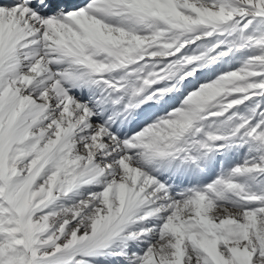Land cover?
Segmentation results:
<instances>
[{"label": "bare ground", "instance_id": "obj_1", "mask_svg": "<svg viewBox=\"0 0 264 264\" xmlns=\"http://www.w3.org/2000/svg\"><path fill=\"white\" fill-rule=\"evenodd\" d=\"M34 1L37 8L45 4L54 8L56 22L41 21L32 8L22 5L19 10L0 9V151L21 143L19 147L25 148L22 156L35 155L31 165L46 173L48 186L55 190L49 201L70 194L63 223L72 224V229L84 235L82 252L118 239L114 243L119 263L115 264H193L196 260L192 255L198 251L214 256L249 253L256 243L253 231L264 219V207L243 210L205 193V189H217L222 183L225 189L233 187L236 173L245 178L255 172V166L243 165L246 147L229 146L223 153H206L199 159L201 171L196 160L180 164L185 154L181 149L160 147L172 132H182V126L193 120L197 113L194 100L214 87L207 82L214 73L235 63L233 55L225 54L219 60L217 56L188 79L176 80L177 93L184 99L180 104V96L169 98L176 91L152 94L160 84L152 75L168 61L150 59L161 49L141 57L142 65L136 71L143 65L149 68L138 73L132 71L137 64L129 53L123 48L114 52L112 47L118 46L122 37L137 42L144 21L156 22L162 30L159 38L169 37L172 20L175 26H185L200 14L201 23L208 24L202 15L206 3ZM195 39L169 54L177 57L199 51L201 43ZM107 70L122 77L126 72L139 74L133 80L141 78L137 86H129L122 104H117L121 95L112 96V103L106 104L109 97L101 90L111 92L112 86L101 80L109 74ZM92 78L93 84L89 83ZM168 80L175 78L170 74ZM184 101H188L187 106L177 112L178 120H172ZM153 117L156 123L149 132L157 127L154 136L159 141L150 145L144 143L148 132L142 126ZM248 145V150H253ZM182 190L188 195L181 198ZM200 200L212 206L207 204L203 210ZM195 226L204 227L206 235L199 238ZM231 231L236 235H229Z\"/></svg>", "mask_w": 264, "mask_h": 264}, {"label": "rangeland", "instance_id": "obj_2", "mask_svg": "<svg viewBox=\"0 0 264 264\" xmlns=\"http://www.w3.org/2000/svg\"><path fill=\"white\" fill-rule=\"evenodd\" d=\"M202 1L206 3L202 15L209 20V25H211V21H215L214 27H208V30H203L202 33L183 35V33H176L174 30L175 21L172 20L173 27L170 26L168 29L172 30L169 37L159 38L162 30L157 28L156 34H140L138 40L140 39V42L144 41V44L141 45L137 40L139 47H144L143 51H145L141 54V57L144 54H152L153 50L161 49L159 54L162 55L156 56L160 58L164 57L165 53H174L184 43L192 42L195 38L201 43L199 51H194L188 55H180L178 59H173V61L170 57L167 61L168 64H165L166 66L164 65L162 69L154 71L155 73L162 71L161 73L164 74H156L154 78L161 77L163 79L166 77V73L171 71L172 74H176L177 78H180L186 73L197 70L200 66L201 68L204 67L205 62L210 60V56L215 58L218 56L217 58L220 59L222 55L229 54V51L238 55L236 57L229 55V57L232 56V61L235 63L230 62L229 67L225 66L216 75L214 73L211 76H214L213 78L210 77V81L207 82L214 84L213 88L210 87L205 90V94L196 100L191 97L197 103L195 108L197 113L189 124L182 126L181 129L187 128L183 134L178 137L180 131L172 132V136L165 138L164 142L176 136L168 143L180 146L182 140H186L184 147L186 151L190 152V157L194 159L203 156L211 145L220 148L227 143H237L242 150L246 147L244 151H246L247 158L245 163L242 164L245 165L244 167L255 166V172L245 178L236 173L235 178L232 179L235 180L233 187L226 188V190L225 185L222 183L217 185V189H205V193L209 197L216 196L220 203L235 205L243 210H250L248 208L252 207L263 208L264 21L255 17L258 11L264 12V0ZM253 6L259 8V10L257 11ZM201 21L202 16L196 14L194 20L190 19L185 26ZM154 25L158 27L156 22ZM155 30L154 27L152 32ZM158 33L159 35H157ZM199 34L206 35V38L198 39L201 36ZM127 41V43L131 42L129 39ZM182 42L184 43L182 44ZM131 45L136 50L132 54L129 52L132 49L130 44H126L122 51L128 52L129 56L133 55L134 58L139 57L141 51H137L138 45L135 43H131ZM116 47L118 50V46ZM163 47L164 49H162ZM117 50L114 52H117ZM155 55L157 54L153 56L155 57ZM203 56L206 61L195 62ZM147 68H143L142 71L145 72ZM150 70H153V67ZM228 73H230V77H228ZM122 74L124 76V73ZM168 76L170 78V74ZM127 80L130 81L128 78ZM140 80L141 78L132 79L130 86H137ZM207 82L199 85V89H203ZM124 86L125 82L121 81L118 85L117 83L114 85V87H118L117 89ZM14 99L19 100L18 98ZM185 102L177 110L173 107L176 113L187 106L188 101ZM200 108L202 113H200ZM179 117L180 113H177V116L171 117V119L178 120ZM152 128L151 125L146 129L148 133L144 134L146 135L145 141L148 142L144 143L150 145L159 141L154 136L158 128L156 127L152 132H149ZM163 143L160 146L161 148L172 147L164 146ZM249 143L254 152L248 150ZM20 144L13 143L6 152L2 153L3 151H0V264H110L109 262L114 260V264L119 263V258H116L118 253L115 250L116 245L114 243L118 239H113L112 242L105 243L96 250L82 252L84 235L82 236L80 231L72 229V224L63 223L62 214L65 212L64 209L70 208L67 203V197L70 194L50 198L49 201L50 194L55 190H51L48 186L46 173L35 169L31 165L35 155L22 156L25 148H20ZM239 168L238 171L241 170V167ZM51 171L55 170L51 169ZM170 193H174V190H170ZM180 194L181 198L182 195L183 197L188 195L183 190L180 191ZM193 197L195 196H190V198ZM198 203H200V208L203 210H206L208 205L212 206L204 200H200ZM183 224H185L183 226H186V223ZM199 226H195L194 231L199 238H202L206 235V229ZM187 229L192 231L190 227H187ZM254 230H256L253 231L256 247L254 246L249 253L244 254L245 256L229 254L228 252L221 254V256H214L209 251L203 253L198 251L192 255V258L196 260L193 264H264V219L256 225ZM228 234L236 235L233 231Z\"/></svg>", "mask_w": 264, "mask_h": 264}]
</instances>
